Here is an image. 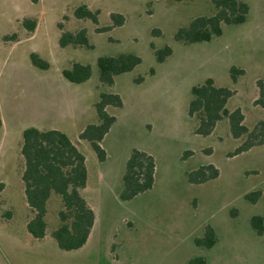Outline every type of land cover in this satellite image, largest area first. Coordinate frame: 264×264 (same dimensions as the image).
Returning a JSON list of instances; mask_svg holds the SVG:
<instances>
[{
	"label": "rangeland",
	"instance_id": "obj_1",
	"mask_svg": "<svg viewBox=\"0 0 264 264\" xmlns=\"http://www.w3.org/2000/svg\"><path fill=\"white\" fill-rule=\"evenodd\" d=\"M241 1L249 7L244 24L223 26L222 36L209 43L186 45L175 35L192 20L213 16L210 0H0V264H186L195 257L208 264H264V234L252 226L254 218L264 220V146L233 156L246 137L234 139L227 119L203 137L196 134L198 120L188 114L192 89L212 79L233 91L227 107L242 111L247 128L264 122V108L256 103L264 79V0ZM82 5L99 12L97 25L76 18ZM115 15L125 18L124 25L103 32L114 25ZM26 20L37 22L34 33ZM82 29L92 48H61L63 32ZM152 45L170 47L173 54L159 64ZM125 54L140 57L142 64L116 77L112 87L102 85L98 60ZM32 55L49 69L35 67ZM75 64L91 67L87 82L66 80L64 72ZM232 69L243 72L236 82ZM102 93L123 102L121 109H108L117 122L102 143L103 163L80 139L99 122ZM30 128L66 134L86 158L83 195L96 223L78 251L61 250L52 237L61 225L63 205L57 198L49 203L46 237L36 240L28 232L34 216L22 181L21 151ZM134 150L155 159V184L123 202V177ZM210 165L219 170L217 179L190 184L189 173ZM253 193H260L252 197L256 203L247 199ZM209 226L217 244L198 248L195 240Z\"/></svg>",
	"mask_w": 264,
	"mask_h": 264
},
{
	"label": "trees",
	"instance_id": "obj_2",
	"mask_svg": "<svg viewBox=\"0 0 264 264\" xmlns=\"http://www.w3.org/2000/svg\"><path fill=\"white\" fill-rule=\"evenodd\" d=\"M177 3L193 2L194 0H173ZM215 8L211 17H199L190 22L187 27L178 30L175 41L186 45L209 43L221 37L223 26L242 25L246 22L249 7L241 0H210ZM78 20H89L98 24L99 12H93L87 5H82L75 11ZM115 27L125 23L122 15L112 17ZM24 26L29 33H34L37 22L26 20ZM63 30L62 26L60 27ZM102 33V32H99ZM155 33V32H154ZM159 34L160 32H156ZM61 48L69 46L92 48L87 38L86 30L78 33L63 32L60 39ZM159 64L172 56L173 50L167 47L158 50L152 45ZM32 63L39 69H49V64L42 61L37 55H32ZM142 64L140 57L133 54L119 55L117 57H103L98 60L100 82L102 85L112 87L115 78L132 72ZM151 71V75H154ZM243 72L232 69L234 82L237 75ZM92 76L90 66L75 64L73 69L64 72L67 81L73 84H83ZM143 78L136 83L141 84ZM259 99L257 104L264 108V79L258 82ZM234 93L228 88H219L212 79L206 84L192 89L193 100L189 107V117L198 120L196 134L208 137L212 135L218 124L228 120L230 131L234 139L246 137L245 142L235 151L233 156L246 153L253 148L264 146V122H260L250 130L244 125V115L240 109L230 112L228 103ZM123 102L116 94L102 93L96 105L99 118L98 124L91 125L81 134L80 139L91 144L100 162H105L107 153L102 147L105 137L116 124L117 119L108 113L109 108L121 109ZM3 120L0 116V130ZM22 156L25 169L22 181L25 186L27 204L33 213V219L28 223V232L36 240H42L47 235L49 203L57 198L61 201L63 209L59 212L61 225L52 233L59 248L66 252L82 249L90 239L96 223V214L90 206L83 192L88 184V170L86 158L79 151L70 138L57 130L43 131L30 128L23 133ZM156 162L148 153L134 150L126 165L123 177V191L120 199L129 202L138 196L151 191L155 184ZM220 172L214 166H203L199 170L189 173L188 179L192 185H201L215 180ZM260 193H253L247 199L256 203ZM252 226L259 235L264 234V220L256 217ZM198 248L212 249L217 244V236L212 227H207L205 236L195 240ZM186 264H208L203 257H195Z\"/></svg>",
	"mask_w": 264,
	"mask_h": 264
},
{
	"label": "crops",
	"instance_id": "obj_3",
	"mask_svg": "<svg viewBox=\"0 0 264 264\" xmlns=\"http://www.w3.org/2000/svg\"><path fill=\"white\" fill-rule=\"evenodd\" d=\"M3 127H4V122H3ZM3 129V128H2ZM87 189V188H86ZM88 201V200H87ZM89 202V201H88ZM89 204H90V202H89ZM91 206V205H90Z\"/></svg>",
	"mask_w": 264,
	"mask_h": 264
}]
</instances>
